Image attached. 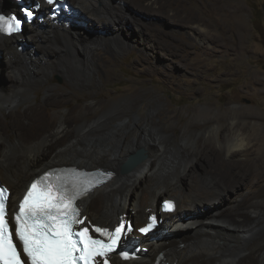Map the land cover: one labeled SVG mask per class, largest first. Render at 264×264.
Segmentation results:
<instances>
[{"label": "bare ground", "instance_id": "obj_1", "mask_svg": "<svg viewBox=\"0 0 264 264\" xmlns=\"http://www.w3.org/2000/svg\"><path fill=\"white\" fill-rule=\"evenodd\" d=\"M67 1L69 6L56 16H52L50 5H43L42 18L27 24L31 25L26 32L27 39L24 28L18 34H0V67L6 64L4 71L0 69V112L8 110L16 123L12 125L15 134L12 141L8 139L6 127L0 126V180L10 188L9 217L33 178L59 166L55 163L68 165V160L74 159L82 162L81 166L73 162L69 166L89 169L107 163L112 168H103L111 172L113 178L82 199L83 224L91 228L94 225L111 227L122 215L135 227H140L151 214L159 212L160 202L169 198L168 194L176 199L177 208L170 214L160 212L163 220L152 232L139 235L135 231L131 235L139 239L146 251H139L135 258L126 261L116 253L101 260L107 259L111 264H153L161 253L160 264H264V128L259 123L264 120L263 113L225 108L224 114L216 117V128L219 122H226L223 126L227 128H221L215 136L209 126L213 119L206 117L201 125L207 126V135L198 140L188 137L179 143H175L169 133V128L173 127L169 122L171 118L163 121L170 112L166 109L150 110L148 117L120 128L113 126L118 135L108 127L114 118L125 116L119 108L112 107L86 119L87 114L100 109L105 97L84 107L81 122L71 119L76 108L73 105L52 124L50 119H44V107L58 104L68 96L53 94L54 87L47 85L51 74L75 79L94 67L103 79L101 72L107 66L109 54L114 55L130 45L145 48L146 44L143 46L141 42L144 44L146 39L160 34L156 19L137 22L119 10L110 9V0ZM127 1L138 10L160 11L157 14L162 20L167 19L166 9L182 7L172 0ZM11 4L13 0L0 10L6 11ZM178 18L185 22L184 18ZM86 19L90 23L97 20L102 31L85 34ZM182 21L178 23L183 26ZM133 25L137 26L136 32ZM112 31L115 36H107ZM120 34L131 38L122 43L117 38ZM133 34L136 39H132ZM171 34L177 48L183 52L186 32L177 29ZM22 40L29 45L20 51L19 41ZM158 57L156 59L160 60ZM3 74L8 77L7 83L1 81ZM40 90L44 92L42 103H30L22 111L13 110ZM248 115L255 116V128L250 131L240 125L234 128L235 122L242 124ZM197 117L184 126H195ZM102 130L105 132L99 136ZM115 135L118 138L114 143ZM49 148H53L52 151ZM139 149L144 151L145 158L127 172H122L120 167L121 174H117L115 168L122 166L127 157ZM256 150L254 162L260 164L258 169L233 168L238 164L236 157L244 155L251 161L249 157ZM184 181H188L186 186ZM244 190H247L245 194ZM97 191L100 194L89 203L88 196ZM229 192L241 198L234 203L227 202L224 194ZM202 206L212 215L199 217ZM178 243L184 245L181 247ZM194 251L199 253L194 255Z\"/></svg>", "mask_w": 264, "mask_h": 264}, {"label": "rangeland", "instance_id": "obj_2", "mask_svg": "<svg viewBox=\"0 0 264 264\" xmlns=\"http://www.w3.org/2000/svg\"><path fill=\"white\" fill-rule=\"evenodd\" d=\"M9 1L5 3L0 0V8L4 5L8 6ZM172 2L181 3V6L185 7L176 6L177 9H166L167 19L162 20L157 14L161 12L156 9L138 10L127 0L124 3L120 0H110V9L119 10L128 18H135L137 22L146 23L156 19L160 34L146 39L144 44L141 42L143 46L146 44L145 48L130 45L122 47L114 55L109 54L106 58L107 66L101 72L103 79L99 77L94 67H89V70L78 74L75 79L63 74H51L47 85L54 87L53 94H63L68 97L59 101L58 104L44 107V119H50L54 124L53 122L61 117L63 112L76 105L71 119H74V122H81L84 107L96 102L99 97H105L100 109L87 114L86 119H91L97 113L110 110L112 107L119 108L125 116L120 119L114 118L108 127L118 135L113 126L117 125L120 128L134 123L141 117H148L152 110L166 109L170 112L165 114L163 121L171 118L169 122L173 127L169 128V133L173 135L175 143H179L181 139L195 137L198 140L207 135V126L201 125L206 117L213 119L209 125L212 128L210 133L215 136L219 134L221 128L226 127L223 126L226 122H219L220 125L216 128V117L223 115L225 108L242 110L245 113L261 111L264 115V0H172ZM178 17L184 18L185 22ZM178 21L184 22L183 26L179 25ZM30 26L25 25V34ZM99 26L97 20L90 23V20L86 19L83 29L85 34L94 35L95 32L102 31V27ZM133 26L136 32L137 26ZM177 29L187 34L183 52L178 49L179 47L177 48V41L171 34V31ZM114 31L107 33V36H115ZM27 38L26 34L25 39ZM117 38L123 43L131 37L126 38L120 34ZM132 39H136L134 34ZM137 40L140 39L137 38ZM158 55L160 60L156 59ZM0 69L4 71L6 64H3ZM1 78L3 83L8 82L6 75L3 74ZM43 98L44 92L40 90L36 95L33 94L14 106L13 110L22 111L30 103H42ZM200 110L205 112L201 113ZM196 115L198 117L194 118L196 121L194 128H186L185 123ZM248 116L249 118L242 124L235 122L234 128H239V125L246 131L255 128L257 122L254 119L255 116ZM154 118L159 120L158 117ZM14 120L15 118L8 114V110L2 109L0 126L6 127L10 141L15 135L12 126L16 124ZM259 123L264 128V120ZM103 132L105 131H100L98 135L102 136ZM116 135L113 139L114 143L118 138ZM49 149L52 151L53 148ZM257 153L258 150L249 157L251 161H247L248 157L244 155L236 157L234 160L238 164H235L233 168L252 171L258 169L260 164L254 162ZM68 161L67 163L73 162L78 166L82 163L74 159ZM55 164L61 165V163ZM97 167L108 169L111 166L102 163ZM120 167L115 168L117 174H121ZM222 167L225 168V164ZM183 184L186 186L188 181H184ZM246 192L247 190H244V194ZM99 194L100 191H97L88 196L89 203ZM224 195L230 203L241 198L233 192ZM166 197L173 196L168 194ZM200 209L199 217L212 215L211 211H205L206 206ZM178 245L182 247L184 244L178 243ZM193 253L196 255L199 252Z\"/></svg>", "mask_w": 264, "mask_h": 264}, {"label": "snow or ice", "instance_id": "obj_3", "mask_svg": "<svg viewBox=\"0 0 264 264\" xmlns=\"http://www.w3.org/2000/svg\"><path fill=\"white\" fill-rule=\"evenodd\" d=\"M52 4L54 0H47ZM38 7V5H37ZM25 14L31 17V11L25 9ZM0 16V24L4 22ZM15 22L0 26V31L12 32L19 29L20 21L10 17ZM110 175V174H109ZM6 190L0 189V264H93L94 258L106 257L112 251L121 236L124 225L117 226L114 231L96 227L94 232L107 237V242L94 239L89 229L83 227L74 231V226L83 224L81 213L75 206V201L81 195L79 191H69L63 185L55 186L45 181H37L31 185L23 200L19 203V211L13 216L14 232L21 244L25 259L13 242L12 230L9 228L5 208ZM166 210L171 205L165 202ZM155 217H151L154 222ZM153 224L139 231L147 232ZM131 230V226L128 227ZM103 264H108L107 259Z\"/></svg>", "mask_w": 264, "mask_h": 264}, {"label": "water", "instance_id": "obj_4", "mask_svg": "<svg viewBox=\"0 0 264 264\" xmlns=\"http://www.w3.org/2000/svg\"><path fill=\"white\" fill-rule=\"evenodd\" d=\"M21 45H23L25 48L28 47L29 43L26 41H19ZM1 62V61H0ZM145 158V153L143 150L139 149L124 161V163L121 166L122 172H127L130 169H132L134 166H136L140 161H142Z\"/></svg>", "mask_w": 264, "mask_h": 264}, {"label": "trees", "instance_id": "obj_5", "mask_svg": "<svg viewBox=\"0 0 264 264\" xmlns=\"http://www.w3.org/2000/svg\"><path fill=\"white\" fill-rule=\"evenodd\" d=\"M5 3L7 2V0H3ZM20 19H22L23 20V18L22 17H19Z\"/></svg>", "mask_w": 264, "mask_h": 264}, {"label": "clouds", "instance_id": "obj_6", "mask_svg": "<svg viewBox=\"0 0 264 264\" xmlns=\"http://www.w3.org/2000/svg\"><path fill=\"white\" fill-rule=\"evenodd\" d=\"M0 12H3V10H0ZM169 214V213H168ZM160 217H162L161 215H160Z\"/></svg>", "mask_w": 264, "mask_h": 264}]
</instances>
